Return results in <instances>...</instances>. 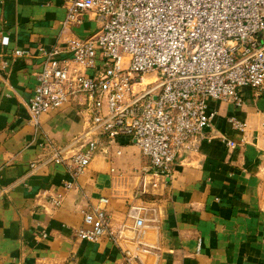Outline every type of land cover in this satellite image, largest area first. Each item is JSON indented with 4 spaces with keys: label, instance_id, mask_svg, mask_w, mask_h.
I'll return each mask as SVG.
<instances>
[{
    "label": "crops",
    "instance_id": "crops-1",
    "mask_svg": "<svg viewBox=\"0 0 264 264\" xmlns=\"http://www.w3.org/2000/svg\"><path fill=\"white\" fill-rule=\"evenodd\" d=\"M64 16L63 0H0V191L11 187L0 193V264H127L107 237L89 243L76 239L74 231L101 198L108 201L104 208L112 228L119 227L152 174L142 171L147 160L126 138L102 141L77 177L79 191L63 188L71 179L63 164L29 173L30 164L46 157L45 140L64 146L88 121L82 96L42 115L38 125L29 122L26 110L40 67L37 46L56 40ZM95 29L86 21L72 33L85 37ZM15 49L31 58L11 62ZM243 99L240 106L208 99L211 123L198 148L180 153L162 196L144 195L158 208L157 264H264V90L245 89ZM228 116L245 123L249 136L234 151L221 140L241 138ZM47 195L60 196V207L54 209ZM40 231L45 238L36 240Z\"/></svg>",
    "mask_w": 264,
    "mask_h": 264
},
{
    "label": "built area",
    "instance_id": "built-area-1",
    "mask_svg": "<svg viewBox=\"0 0 264 264\" xmlns=\"http://www.w3.org/2000/svg\"><path fill=\"white\" fill-rule=\"evenodd\" d=\"M63 5L60 34L37 46L40 67L26 110L29 122L38 125L42 115L83 98L88 116L83 133L64 146L45 140L46 157L30 164V174L41 166L65 165L71 176L66 191L80 190L77 177L103 140L128 139L147 160L143 172L169 178L180 153L196 151L211 123L208 99L240 106L245 89L264 90V0H63ZM86 21L96 26L91 34L72 33ZM9 58L28 60L31 54L15 49ZM227 121L241 134L238 143L221 137L234 151L248 142L247 125L235 116ZM135 197L138 202L127 205L117 228L104 208L108 201L99 199L83 213L74 237L94 243L105 236L127 264H157L158 208L143 199V189ZM47 202L57 209L62 198L47 195Z\"/></svg>",
    "mask_w": 264,
    "mask_h": 264
},
{
    "label": "water",
    "instance_id": "water-1",
    "mask_svg": "<svg viewBox=\"0 0 264 264\" xmlns=\"http://www.w3.org/2000/svg\"><path fill=\"white\" fill-rule=\"evenodd\" d=\"M168 181L169 178L164 177L162 175L154 176L152 174H148L147 176H145L143 182L144 195L150 197L162 196L164 186Z\"/></svg>",
    "mask_w": 264,
    "mask_h": 264
},
{
    "label": "rangeland",
    "instance_id": "rangeland-1",
    "mask_svg": "<svg viewBox=\"0 0 264 264\" xmlns=\"http://www.w3.org/2000/svg\"><path fill=\"white\" fill-rule=\"evenodd\" d=\"M168 178V177H167Z\"/></svg>",
    "mask_w": 264,
    "mask_h": 264
}]
</instances>
